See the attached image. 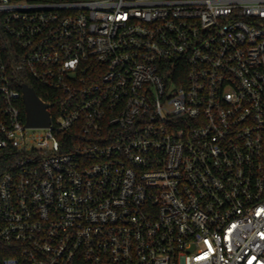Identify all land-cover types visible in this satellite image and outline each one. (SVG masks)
Wrapping results in <instances>:
<instances>
[{
	"label": "built area",
	"instance_id": "2783aa9c",
	"mask_svg": "<svg viewBox=\"0 0 264 264\" xmlns=\"http://www.w3.org/2000/svg\"><path fill=\"white\" fill-rule=\"evenodd\" d=\"M0 264H264V0H0Z\"/></svg>",
	"mask_w": 264,
	"mask_h": 264
},
{
	"label": "water",
	"instance_id": "95a60500",
	"mask_svg": "<svg viewBox=\"0 0 264 264\" xmlns=\"http://www.w3.org/2000/svg\"><path fill=\"white\" fill-rule=\"evenodd\" d=\"M23 99L27 116V126L46 127L50 124L48 105L44 103L29 84L22 85Z\"/></svg>",
	"mask_w": 264,
	"mask_h": 264
},
{
	"label": "trees",
	"instance_id": "16d2710c",
	"mask_svg": "<svg viewBox=\"0 0 264 264\" xmlns=\"http://www.w3.org/2000/svg\"><path fill=\"white\" fill-rule=\"evenodd\" d=\"M28 83H30V85L35 89L36 93L38 94V96L42 97V92L38 89L37 85H35L34 83H32L31 81H27Z\"/></svg>",
	"mask_w": 264,
	"mask_h": 264
}]
</instances>
